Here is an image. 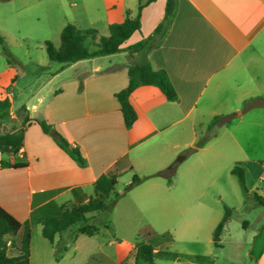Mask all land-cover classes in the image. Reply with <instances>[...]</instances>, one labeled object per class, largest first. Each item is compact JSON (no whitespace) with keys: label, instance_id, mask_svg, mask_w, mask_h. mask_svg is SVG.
<instances>
[{"label":"crops","instance_id":"1","mask_svg":"<svg viewBox=\"0 0 264 264\" xmlns=\"http://www.w3.org/2000/svg\"><path fill=\"white\" fill-rule=\"evenodd\" d=\"M139 2L145 3L139 29L121 47L152 36L145 50L70 63H83L84 76L59 79L56 87L35 93L29 105L23 99L14 105L7 94L0 98V135L22 129L18 150L6 159L1 156L2 164L20 166L0 165V206L31 230L45 214L85 201L100 174L113 175L116 181L136 175L137 185L157 177L145 182L140 194L166 199L170 186L158 172L172 174L173 158L182 152L179 135L186 130L185 119L190 115L193 124L203 112L230 115L264 74V0H173L157 35L153 30L163 20L165 0H137L134 5L103 0L108 14L115 16L106 28L134 17ZM143 61L166 72L176 99L167 100L154 85L135 87L129 102L136 119L125 128L113 94L126 86L127 66ZM39 117L67 146L41 130L34 121ZM71 147L82 162L71 156ZM255 264H264V247Z\"/></svg>","mask_w":264,"mask_h":264},{"label":"rangeland","instance_id":"2","mask_svg":"<svg viewBox=\"0 0 264 264\" xmlns=\"http://www.w3.org/2000/svg\"><path fill=\"white\" fill-rule=\"evenodd\" d=\"M114 17L103 0H0V98L7 94L14 105L20 99L29 105L35 93L56 87L59 79L84 76L83 63L48 60L44 41L57 47L61 28L70 23L95 30V37L83 41L93 50ZM256 79L254 92L243 99L253 105L247 110L241 112L242 101L238 110L227 112L230 118L223 120L226 113H220L212 125L207 112L193 124L190 115L185 119L182 152L174 156L168 177L170 196H141L157 177L124 191L130 177L123 175L105 198L106 209L85 214L52 243L41 236L40 225L30 228L28 264H255L264 247V206L253 195L264 198V74ZM88 193L93 194L92 186ZM225 211L228 218L215 245L211 233ZM85 223L96 231L78 232ZM140 242L155 248L151 262L134 255Z\"/></svg>","mask_w":264,"mask_h":264},{"label":"trees","instance_id":"3","mask_svg":"<svg viewBox=\"0 0 264 264\" xmlns=\"http://www.w3.org/2000/svg\"><path fill=\"white\" fill-rule=\"evenodd\" d=\"M150 1V0H148ZM145 3L139 2L137 5L136 15L134 17H125L121 22L108 24V34L100 35L96 42V48L93 50L87 49L83 44L86 35L95 36L93 28L80 30L73 24H65L59 34V44L54 47L48 40L44 41L45 52L48 60L61 64H70L76 61L116 53L119 51L141 52L147 48L152 40V36L142 38L137 42L126 47H121V44L134 32L139 29V12ZM173 6V0H165L163 20L157 24L153 33L157 35L164 26V19L170 13ZM127 84L124 88L113 94L119 104L123 124L125 128L131 127L136 119V113L129 102L130 92L139 85H154L159 88L167 100L173 101L176 99V93L173 89L168 76L164 70L153 68L148 61L129 64L126 69ZM253 105L249 101L244 100L241 106V112L247 110ZM223 120H227L231 116H221ZM218 116H213L210 124L216 123ZM44 133H52L55 140L61 147L67 146L63 138L52 129L42 117L34 118ZM22 129L18 131L6 132L0 135L1 152L14 154L21 145ZM201 144V143H200ZM202 146V145H198ZM69 152L77 161L82 162L78 150L70 148ZM0 165L8 167H18L20 164H10L5 162ZM173 170V166L170 168ZM231 172L237 174L238 180L241 182L240 169L234 167ZM158 175L166 176L167 182L169 176L165 171L158 172ZM140 179L136 175H132L130 181L123 188L124 191L129 190ZM116 183V178L113 175L100 174L93 181V194L88 196L85 201L79 200L70 208L59 207L56 214H45L40 223V234L50 243L53 242L55 234L65 230L67 227L79 220H85V214L92 211H101L106 209L107 204L105 198L112 190ZM255 201L259 205L264 206V198L253 193ZM228 218V212L225 211L219 221L214 226L211 239L217 245L218 236L223 228L225 221ZM96 231V226L92 224H84L78 228V232L91 235ZM29 240L30 226L27 222H21L0 206V264H28L29 256ZM12 250V251H11ZM8 251H11L9 253ZM153 253H156L154 247L150 244L140 242L134 246V255L146 260L152 261Z\"/></svg>","mask_w":264,"mask_h":264},{"label":"built area","instance_id":"4","mask_svg":"<svg viewBox=\"0 0 264 264\" xmlns=\"http://www.w3.org/2000/svg\"><path fill=\"white\" fill-rule=\"evenodd\" d=\"M0 160H1V149H0Z\"/></svg>","mask_w":264,"mask_h":264}]
</instances>
